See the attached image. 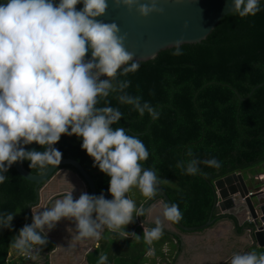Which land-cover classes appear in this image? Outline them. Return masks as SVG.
Here are the masks:
<instances>
[{
	"label": "clouds",
	"instance_id": "obj_1",
	"mask_svg": "<svg viewBox=\"0 0 264 264\" xmlns=\"http://www.w3.org/2000/svg\"><path fill=\"white\" fill-rule=\"evenodd\" d=\"M82 8L77 10V5ZM114 7L135 11L140 18L163 15L161 0H111ZM109 0H5L0 3V184L16 162L28 161L29 167L44 169L58 166L62 153L53 147L63 135L80 139L81 149L95 167L108 176V194L81 192L74 198L70 184L62 199H56L43 211L32 209V222L25 224L10 241L21 255L30 256L33 246H46L47 232L62 219L75 224L76 239L99 240L105 229L120 231L124 238L141 236L126 232L134 217H143L144 209L126 195L132 188L152 199L158 195L160 178L156 171L144 168L149 152L136 136L123 127H113L122 118L118 108L98 107L99 98L119 92L121 104L132 105L153 120L157 113L140 97L128 95L129 81H118L117 74L127 75L139 68L134 53L127 50L126 33L115 22L103 19ZM260 0H232L229 13L244 18L260 11ZM187 27V25H185ZM183 38L174 43L173 55H181ZM91 53L90 58L88 53ZM122 69V71H121ZM103 77V79H101ZM35 143L42 151H27ZM192 156L191 149L187 152ZM198 159L177 162L187 175L199 173ZM218 168L215 159L204 160ZM161 213L143 227V238L151 245L164 234L165 222L179 223V205L160 200ZM14 214H0V228H10ZM149 250L148 255H153ZM107 256L100 254L99 264ZM230 264H264V253H233Z\"/></svg>",
	"mask_w": 264,
	"mask_h": 264
},
{
	"label": "trees",
	"instance_id": "obj_2",
	"mask_svg": "<svg viewBox=\"0 0 264 264\" xmlns=\"http://www.w3.org/2000/svg\"><path fill=\"white\" fill-rule=\"evenodd\" d=\"M260 9L255 16L241 18L234 13L223 16L202 41L180 45L181 55H173L174 47L168 48L151 60L139 62L135 72L127 75L118 72V81L130 82L125 92L140 97L141 104L153 107L159 113L157 119L153 120L147 112L140 116L132 105L121 104L117 99L119 92L99 98L98 107L105 106L107 101V106L122 113L113 127H123L145 144L149 157L142 166L153 168L160 180H165L159 185L169 202L179 205L182 213L179 223L184 227L207 222L213 204L209 184L213 180L234 172L260 174L255 168L264 164V85L239 101L264 80V0L260 1ZM81 142L75 136L63 135L53 147L62 153V158L72 159L83 168L96 195L103 193L106 199H111L110 178L94 166L81 149ZM34 149L43 150L38 145ZM189 149L192 156L187 155ZM191 159L201 161L196 175H187L177 167L178 161L186 163ZM207 159H215L220 166L208 167L203 163ZM22 167L32 174L46 168H30L28 161H23ZM59 169L74 172L69 166ZM5 175L8 179L0 184V214L15 216L10 228H0V264H13L5 262L12 249L10 241L25 224H31L27 209L36 204V190L44 183L35 187L13 169ZM146 200L142 196L133 201L141 208ZM212 218L214 223L225 217L213 214ZM137 224L134 217V222L124 230L141 236L139 240L124 238L121 230L104 231L97 247L86 254V264H99L101 253L107 256L106 264H154V259L147 258L150 249L153 257L162 258L160 247L172 237L164 233L160 245L156 241L149 245ZM38 247L47 253L52 244ZM251 251L261 254L264 248L253 247Z\"/></svg>",
	"mask_w": 264,
	"mask_h": 264
},
{
	"label": "water",
	"instance_id": "obj_3",
	"mask_svg": "<svg viewBox=\"0 0 264 264\" xmlns=\"http://www.w3.org/2000/svg\"><path fill=\"white\" fill-rule=\"evenodd\" d=\"M54 2L58 3L59 0H54ZM231 2L232 0H161V6L165 9L163 15L140 18L134 10L129 12L124 8L114 7L109 0L105 16L97 19H103L105 22L115 21L120 26L121 33L127 34L125 41L127 50L134 53V59L138 62H144L153 59L159 51L173 48L175 41L181 37L183 38L182 44H196L202 41L216 23L223 16L229 14ZM82 6V4H78L77 10ZM90 56L89 52L86 59ZM262 85H264V80L254 86L239 101L246 100L255 89ZM36 146L33 143L24 147L27 151H31ZM22 162L14 163L9 169H13L18 176L33 183L35 187L47 183L59 167L69 166L83 183L85 192L96 195L91 178L72 159L62 158L58 166L49 165L39 174L26 171L22 167ZM246 179L248 180V178ZM209 185L213 191V204L207 222L196 227H184L180 223H169L173 230L164 228V233L178 240L181 233L200 232L213 223L214 218L211 219V216L214 214L216 217L223 216L231 220L237 228L246 231L252 246L264 248V186L250 185L245 182L240 173L236 172L217 178ZM42 186L36 190V204L39 202ZM160 200L170 203L159 185L158 195L148 199L142 208L147 210L153 202ZM32 208L33 206L29 205L27 209L31 218ZM137 223L141 227L142 225L145 227L155 226L145 217H137Z\"/></svg>",
	"mask_w": 264,
	"mask_h": 264
},
{
	"label": "crops",
	"instance_id": "obj_4",
	"mask_svg": "<svg viewBox=\"0 0 264 264\" xmlns=\"http://www.w3.org/2000/svg\"><path fill=\"white\" fill-rule=\"evenodd\" d=\"M247 178L248 180L245 182L251 184L249 176ZM70 184L74 186V198H78L81 192H85L83 183L74 172L67 169L58 170L42 186L39 202L33 206L32 210L43 211V208L51 207L56 199H62L68 191H71ZM159 202H153L145 210L144 217L151 223L162 211ZM164 228L173 230L168 222H165ZM104 231L113 232L107 229ZM76 235L74 222L62 219L55 228L47 232V241L52 244V249L47 253L41 250V253L32 260L23 261L20 264H86V254L97 247L99 240L76 239ZM171 237L169 243L160 247L162 258L153 257L147 253V258L149 260L154 259V264L230 263L233 253L243 254L250 252V249L255 247L251 245L247 232L237 228L231 220L226 218L215 221L200 232L181 233L178 240L173 236ZM16 253H18L17 250L13 248L9 250V255L12 257Z\"/></svg>",
	"mask_w": 264,
	"mask_h": 264
},
{
	"label": "rangeland",
	"instance_id": "obj_5",
	"mask_svg": "<svg viewBox=\"0 0 264 264\" xmlns=\"http://www.w3.org/2000/svg\"><path fill=\"white\" fill-rule=\"evenodd\" d=\"M256 170H258L260 172V174H255V175H250L249 171H245L240 173L245 180H247V176H249V178L251 179V184L250 185H258L260 187L264 186V164L258 166L257 168H255ZM253 177V178H252ZM162 182H165L164 179H161ZM128 198L132 199V200H136L138 198H142V195L140 194L139 190L137 188H132L128 193H127ZM162 242V239L156 241L157 245H160V243ZM222 264H229V263H222Z\"/></svg>",
	"mask_w": 264,
	"mask_h": 264
},
{
	"label": "built area",
	"instance_id": "obj_6",
	"mask_svg": "<svg viewBox=\"0 0 264 264\" xmlns=\"http://www.w3.org/2000/svg\"><path fill=\"white\" fill-rule=\"evenodd\" d=\"M139 226V225H138ZM141 227V226H140ZM142 228V227H141ZM143 230V228H142ZM34 249H37V251H34L32 253V255L30 256H25V255H21L19 253H16L14 257H12L11 255H9V253L7 254L6 258H5V262H12L13 264H20L23 261H30L32 260L35 256H37L39 253H41V249L38 246H33ZM230 264V263H229Z\"/></svg>",
	"mask_w": 264,
	"mask_h": 264
}]
</instances>
